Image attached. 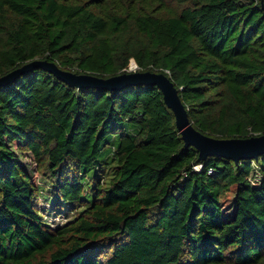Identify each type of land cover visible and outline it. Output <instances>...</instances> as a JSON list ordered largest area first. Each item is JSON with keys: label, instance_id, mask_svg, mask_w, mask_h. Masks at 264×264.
Returning a JSON list of instances; mask_svg holds the SVG:
<instances>
[{"label": "trees", "instance_id": "16d2710c", "mask_svg": "<svg viewBox=\"0 0 264 264\" xmlns=\"http://www.w3.org/2000/svg\"><path fill=\"white\" fill-rule=\"evenodd\" d=\"M38 58L99 78L133 60L198 132L264 134V0H0V77ZM24 157L72 220L43 221ZM0 264H264V153L200 157L156 85L30 69L0 85Z\"/></svg>", "mask_w": 264, "mask_h": 264}, {"label": "water", "instance_id": "95a60500", "mask_svg": "<svg viewBox=\"0 0 264 264\" xmlns=\"http://www.w3.org/2000/svg\"><path fill=\"white\" fill-rule=\"evenodd\" d=\"M36 67L48 70L69 85L77 87L116 89L133 84L158 86L163 93L165 103L175 115L176 127L185 145L193 146L198 150L200 157L217 155L237 161L240 158H256L258 155L264 153V134L245 139H215L195 130L188 119L186 108L177 95L174 84L168 76L162 73L151 71L132 72L109 78H99L87 74L77 76L61 70L52 61L35 59L13 70L9 74L0 77V85L7 84L19 74Z\"/></svg>", "mask_w": 264, "mask_h": 264}, {"label": "rangeland", "instance_id": "374dc122", "mask_svg": "<svg viewBox=\"0 0 264 264\" xmlns=\"http://www.w3.org/2000/svg\"><path fill=\"white\" fill-rule=\"evenodd\" d=\"M41 58H38L37 60H40ZM58 68H60L63 71L69 72L71 74L80 76L85 74H79L76 73L73 69L68 70L67 68L60 67L58 61L53 62ZM132 72H145V71H138L136 64H134V61H130V65L128 67L127 72L121 73V74H128ZM52 73V72H51ZM21 162V165L29 172L33 178L36 180L37 184V201L39 206L41 207V216L43 221L48 224L50 227H56L68 220H72L75 214L82 210V206L78 207H70V205H60L57 203V200L55 198V186L52 183V177L46 168L41 169L39 173L32 172L33 165L30 164V161L27 160L25 157L22 159H19ZM33 173V174H32ZM106 178H109V175L105 176ZM91 181L86 178L83 185L85 188H89V185H91Z\"/></svg>", "mask_w": 264, "mask_h": 264}]
</instances>
